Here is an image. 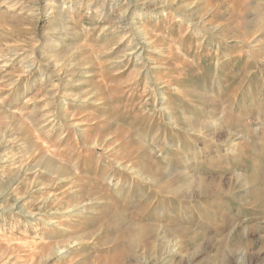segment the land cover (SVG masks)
Wrapping results in <instances>:
<instances>
[{
    "label": "rangeland",
    "instance_id": "374dc122",
    "mask_svg": "<svg viewBox=\"0 0 264 264\" xmlns=\"http://www.w3.org/2000/svg\"><path fill=\"white\" fill-rule=\"evenodd\" d=\"M0 264H264V0H0Z\"/></svg>",
    "mask_w": 264,
    "mask_h": 264
},
{
    "label": "bare ground",
    "instance_id": "6f19581e",
    "mask_svg": "<svg viewBox=\"0 0 264 264\" xmlns=\"http://www.w3.org/2000/svg\"><path fill=\"white\" fill-rule=\"evenodd\" d=\"M128 167V166H127Z\"/></svg>",
    "mask_w": 264,
    "mask_h": 264
}]
</instances>
